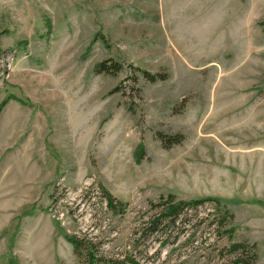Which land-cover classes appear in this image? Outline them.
Wrapping results in <instances>:
<instances>
[{
    "label": "rangeland",
    "instance_id": "obj_1",
    "mask_svg": "<svg viewBox=\"0 0 264 264\" xmlns=\"http://www.w3.org/2000/svg\"><path fill=\"white\" fill-rule=\"evenodd\" d=\"M109 59L122 72L95 74ZM2 103L0 264H86L68 236L141 264H231L249 242L264 264V0H0ZM169 195L210 201L143 231Z\"/></svg>",
    "mask_w": 264,
    "mask_h": 264
},
{
    "label": "trees",
    "instance_id": "obj_2",
    "mask_svg": "<svg viewBox=\"0 0 264 264\" xmlns=\"http://www.w3.org/2000/svg\"><path fill=\"white\" fill-rule=\"evenodd\" d=\"M123 67L120 63L112 61L111 59L98 64L95 67V74H110L118 75L122 72ZM141 76L148 82L156 83L165 81L168 75L152 74L148 71H141ZM132 80L137 83L139 77L134 75ZM20 102H22L19 99ZM4 107V103L0 104V113ZM163 147L166 149L174 145L180 144L181 138L179 136H163L159 135ZM138 152V151H137ZM138 162L142 160V156L137 155ZM103 196L107 202L108 209L113 214H125L127 205L118 200L115 196L102 187ZM209 200H194V201H177L174 195H169L166 199L161 198L157 203H151V208L156 210V214L151 216L148 221L144 223L143 231H149L151 234H164L167 230L177 229L186 211L197 209L206 204ZM217 215H215L216 232L220 238L228 236L232 240L235 233V216L228 210L227 207L221 206L216 202ZM143 225V224H142ZM141 238V236L139 237ZM67 241L72 245L74 253L79 258H84L86 264H141L133 256L125 257L124 259L108 258L101 253V245L87 238H80L78 236H68ZM228 256L231 257V264H258L259 249L256 244L249 242L233 243L229 247L223 249Z\"/></svg>",
    "mask_w": 264,
    "mask_h": 264
}]
</instances>
